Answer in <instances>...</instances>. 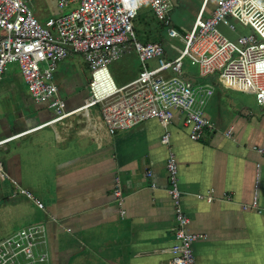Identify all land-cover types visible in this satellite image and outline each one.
<instances>
[{
	"label": "crops",
	"instance_id": "0c3cea01",
	"mask_svg": "<svg viewBox=\"0 0 264 264\" xmlns=\"http://www.w3.org/2000/svg\"><path fill=\"white\" fill-rule=\"evenodd\" d=\"M216 6L217 0H173L172 21L186 32L201 11L210 16ZM229 21L235 30L220 28L232 39L256 31ZM159 28L151 26L150 37L163 44L168 34ZM90 71L82 54L58 63L54 79L69 114L56 117L32 96L20 64H8L0 82V140L16 137L0 151V204L10 201L15 182L45 203L40 209L19 193L30 206L13 232L46 222L51 264H171L178 210L168 192L173 153L187 230L200 235L192 244L197 264H264V212L244 207L256 199L264 208V153L255 148L264 147V105L255 95L214 75L200 79L215 86L206 115L216 124L201 139H192L180 113L168 127L151 118L110 133L100 106L86 105ZM118 182L122 203L114 194ZM210 193L212 201L200 197Z\"/></svg>",
	"mask_w": 264,
	"mask_h": 264
},
{
	"label": "built area",
	"instance_id": "2783aa9c",
	"mask_svg": "<svg viewBox=\"0 0 264 264\" xmlns=\"http://www.w3.org/2000/svg\"><path fill=\"white\" fill-rule=\"evenodd\" d=\"M32 1L0 0V82L8 64L18 62L32 96L38 102L48 103L56 117H65L69 112L59 95L55 70L61 60L75 53H83L92 69L86 105L100 106L110 133L130 129L151 118L168 127L180 113L191 129L192 139H201L206 130L214 131L216 124L206 115L215 86L200 79L216 74L226 86L253 93L257 102L264 105V0H217L213 13L204 16L201 11L186 32L176 28L172 21L173 0H59L62 12L45 21L35 15ZM146 5L165 25L168 36L182 42L183 48L174 46V55H169L159 41L137 38L135 19ZM66 8L70 10L65 12ZM230 17L244 26L253 25L256 31L230 38L220 28L226 23L230 29H236ZM128 42L138 52L141 70L134 80L118 86L108 65L120 58ZM186 58L198 77L188 73ZM153 61L155 64L150 67ZM231 132L229 129L227 134ZM14 137L1 139L0 151ZM162 142L170 143L168 132ZM255 148L264 153V147ZM168 171V192L178 209L171 264H197L192 244L200 235L187 230L189 218L180 207L182 192L173 153L169 155ZM15 184L14 194L21 193L38 208L45 209L41 198ZM114 194L122 203L119 182ZM200 197L214 199L211 193ZM244 207L264 212L256 199ZM0 264H51L47 223H32L0 238Z\"/></svg>",
	"mask_w": 264,
	"mask_h": 264
},
{
	"label": "rangeland",
	"instance_id": "374dc122",
	"mask_svg": "<svg viewBox=\"0 0 264 264\" xmlns=\"http://www.w3.org/2000/svg\"><path fill=\"white\" fill-rule=\"evenodd\" d=\"M58 1L59 0H33L34 13L37 18L40 21H45L51 16L60 14L62 11L59 10L60 8L58 7ZM68 10H70V8L64 9L65 12ZM155 25L157 26L156 19L150 10V7L148 5L144 6V8L140 11L139 16L135 19L137 38L140 41H153V39L150 37V35H152L151 26ZM168 42L183 48V44L179 42L177 38H169L168 36H166V39L163 41L164 48L167 47L171 50H175L174 46L170 45ZM126 44L127 46H130V48L123 52L120 58L113 60L108 65L110 74L114 78L117 85H121L137 77L141 68V61L139 59L138 52L133 47L132 42H128ZM78 54H82V56L85 57L83 53ZM185 63L188 64L187 66L189 67L188 73L192 75H198L197 70L192 67L188 58L185 59ZM149 65L150 67L151 65L153 66V62H151ZM89 73L92 75V69ZM215 76H218L219 78V74H216ZM3 183H5V186H7L6 184H8V186L10 184L8 181L7 183ZM9 193L10 201L0 204V238L5 237L6 235L13 232L17 227H19V222L24 219V217L20 215V211L25 207L30 206L29 200L26 197L20 195L19 193L14 194V189L12 190V188H10Z\"/></svg>",
	"mask_w": 264,
	"mask_h": 264
},
{
	"label": "trees",
	"instance_id": "16d2710c",
	"mask_svg": "<svg viewBox=\"0 0 264 264\" xmlns=\"http://www.w3.org/2000/svg\"><path fill=\"white\" fill-rule=\"evenodd\" d=\"M155 19H156V17H155ZM156 24H157V26L160 27L159 29H161V30L164 29V27H165V25L163 23H161L160 21H158L157 19H156ZM165 29H166V27H165Z\"/></svg>",
	"mask_w": 264,
	"mask_h": 264
},
{
	"label": "bare ground",
	"instance_id": "6f19581e",
	"mask_svg": "<svg viewBox=\"0 0 264 264\" xmlns=\"http://www.w3.org/2000/svg\"><path fill=\"white\" fill-rule=\"evenodd\" d=\"M105 79H106V77H105Z\"/></svg>",
	"mask_w": 264,
	"mask_h": 264
}]
</instances>
